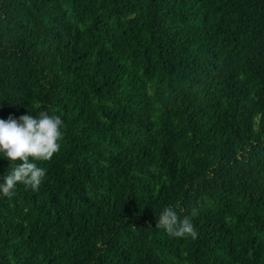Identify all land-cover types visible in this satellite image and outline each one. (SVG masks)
<instances>
[{
    "label": "trees",
    "instance_id": "obj_1",
    "mask_svg": "<svg viewBox=\"0 0 264 264\" xmlns=\"http://www.w3.org/2000/svg\"><path fill=\"white\" fill-rule=\"evenodd\" d=\"M40 111L61 149L0 194V264H264V0H0V119Z\"/></svg>",
    "mask_w": 264,
    "mask_h": 264
},
{
    "label": "clouds",
    "instance_id": "obj_2",
    "mask_svg": "<svg viewBox=\"0 0 264 264\" xmlns=\"http://www.w3.org/2000/svg\"><path fill=\"white\" fill-rule=\"evenodd\" d=\"M62 124L60 116L45 111L37 116L25 114L17 119L9 115L7 119H0V157L10 167L7 174L0 176V194L12 198L18 184L33 191L39 189L46 172L35 161H49L60 151ZM195 215H198L197 209L180 218L172 207H165L155 227L176 238L195 239L198 235L192 221Z\"/></svg>",
    "mask_w": 264,
    "mask_h": 264
}]
</instances>
